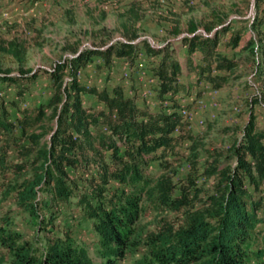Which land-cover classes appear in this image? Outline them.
<instances>
[{
    "label": "trees",
    "instance_id": "obj_1",
    "mask_svg": "<svg viewBox=\"0 0 264 264\" xmlns=\"http://www.w3.org/2000/svg\"><path fill=\"white\" fill-rule=\"evenodd\" d=\"M260 25L257 19L252 30ZM202 28L204 34L197 33V25L191 22L188 36L182 39L197 60L193 82L181 80L182 67L170 46L133 43L136 37L132 36L126 42L77 52L55 63L46 72L52 90L49 99L33 109H18L14 120L0 108V184L4 186L6 176L12 177L5 193L37 227L32 243L16 231L8 214L2 215L0 264H97L88 250L68 235L50 234L56 221L54 205L71 203L78 212L77 222L89 223L96 235L94 251L100 264H122L138 249H142L141 256L130 264H264L260 262L264 237L263 247L250 248L259 233L256 227L264 223V217L258 215L264 202L250 191H264V128L257 126L254 112L259 106L264 113V40L252 39L241 46L245 28H231L215 11ZM178 34L176 29L172 33ZM223 39L225 51H231L232 56L218 49ZM239 50L253 58L252 73L260 86L248 104L249 117L238 130L240 137L226 151L208 153L214 165L210 163L205 176L213 177V189L202 207L195 208L189 203L187 188H178L166 174H150L148 168L158 162L166 169L168 155L177 154L185 142L196 157L201 141L179 113L181 107L189 110L193 106L181 103L192 98L194 88L201 96L203 84L218 92L237 79ZM22 51L9 44L6 52L22 65ZM139 54L159 58L151 67L159 111L138 105L136 97L125 95L120 86L108 92L79 81L80 71L94 58L102 59L104 65H110L113 58L124 59L133 67ZM36 78V73L22 66L19 76L0 70V86ZM85 96H92L96 106L86 105ZM220 158L227 162L215 165ZM70 171L75 174L71 176ZM176 190L179 197L174 196ZM143 203L172 211L185 207L184 220L178 226L164 223L158 231L136 241L135 226ZM43 232L47 234L40 237Z\"/></svg>",
    "mask_w": 264,
    "mask_h": 264
},
{
    "label": "rangeland",
    "instance_id": "obj_2",
    "mask_svg": "<svg viewBox=\"0 0 264 264\" xmlns=\"http://www.w3.org/2000/svg\"><path fill=\"white\" fill-rule=\"evenodd\" d=\"M211 11L218 12L231 28H245L241 46L252 39L256 42L259 38L264 40V0H0V70L8 71L10 76H19V67L22 66L23 70L37 74L36 80L32 82L20 79L15 86H0V108L4 107L9 118L14 120L19 116L18 109H33L49 99L52 90L46 72L51 70L55 63L73 57L77 52L102 50L106 45L126 42L132 39V36L136 37L133 43L144 41L154 48L170 46L174 56L183 66L185 77L183 82H193L194 64L197 60L194 55L190 56L182 39L188 36L187 30L191 22L197 25V33L204 34L202 24L209 19ZM257 19L261 20V27L252 30ZM175 29L179 32L177 36L172 35ZM221 42L219 50L232 56L231 51H225L224 39ZM9 44H16L22 48L24 57L22 65L6 52ZM238 57L241 58L240 66L236 70L239 77L231 84L216 94H210L209 87L203 84L200 86L201 96L197 95L198 89L194 88L192 98L181 103L182 106L192 107L195 100H202L205 105L204 109L196 112V119L189 127V131L201 141L196 157L191 156L187 149L189 143L185 142L177 154L168 155L166 160L169 165L166 169L161 168L158 162L150 164L148 168L150 174H166L178 188L180 186L187 188L189 203L194 204L195 208L202 207V202L213 189V177L205 176L206 170L214 160L208 153L224 152L235 138L240 137L238 130L244 124H236L235 121L247 122L248 104L258 93L260 86L253 77V58L243 50L238 51ZM155 60L141 55L135 62L138 66L128 69V77L125 78L123 61L118 63L116 58H113L110 65H104L102 59L94 58L88 63L87 69L83 68L80 71L78 78L86 86L98 90L105 89L108 92L121 85L127 93L132 91L134 96L141 100L135 92L140 96L142 88L135 90L132 84L135 80H138V83L143 81L146 84L143 89L148 87L153 90L149 83L152 79L149 72L153 64H156ZM137 70L145 72L144 79H139ZM83 102L96 106L92 96L83 97ZM240 106L242 111L238 112ZM254 112L257 126L264 128L263 111L256 106ZM198 120L204 123L200 125ZM224 128H228V131H223ZM234 128L236 133L230 131ZM226 162L225 158H220L215 165ZM229 163L233 164V161H228ZM74 174L70 171L71 176ZM21 177L23 176L19 178ZM11 180L12 177L8 175L3 181L4 186L0 184V217L8 214L14 222L16 231L34 243L37 236L35 222L16 207L12 196L5 193V186ZM250 191L254 196L261 197L264 202V191L259 193ZM174 196L179 197L178 190ZM143 208L133 237L139 242L147 234L158 231L164 223L172 226L181 225L186 209L182 207L179 211H172L162 206L144 203ZM52 211L56 221L50 234L68 235L75 243L86 248L94 261L100 264L94 251L96 235L89 223L77 222L75 217L78 212L74 209L73 203L56 204ZM258 215L264 217V210L260 209ZM256 231L259 233L253 238L251 251L263 247L264 223L258 225ZM46 234L43 232L39 236L43 237ZM141 253L142 249H138L135 256L128 255L122 264H130L132 259L140 257ZM251 258L253 259V256ZM260 262H264V258L260 259ZM252 264L256 262L253 261Z\"/></svg>",
    "mask_w": 264,
    "mask_h": 264
},
{
    "label": "built area",
    "instance_id": "obj_3",
    "mask_svg": "<svg viewBox=\"0 0 264 264\" xmlns=\"http://www.w3.org/2000/svg\"><path fill=\"white\" fill-rule=\"evenodd\" d=\"M141 55L142 54H139L138 55V57H137V60L141 57ZM136 60V61H137ZM126 68H125V72H124V74H123V76L126 78V77H128V69H130L131 70V68H134V66L136 67V65L138 66V63H136L133 67H131L130 65H129V63L128 62H126ZM138 75H140L139 76V79L140 80H142V79H144L143 78V76H145L146 74H145V72L144 71H139V70H137V72H136ZM149 83L151 84V86H152V88H154L153 86H155L156 87V85H157V81H156V79L155 78H153L152 77V79L149 81ZM146 86V85H145ZM145 86H144V88H145ZM141 92V94H140V96H139V94L138 93H135L136 95H137V97H139L141 100H139V99H137V100H139V101H142L144 104H146V105H149V104H152L149 100H152V97H153V94H154V91L152 90V89H149L148 87H147V89H143L142 88V90L140 91ZM217 92H215V91H211L210 92V94H216ZM149 98H151V99H149ZM205 108V105H204V103H203V101L202 100H196L195 101V103H194V106L191 108V109H186L185 107H181V109L179 110V113L183 116V118L189 123V125L191 126V124L194 122V120L196 119V112L198 111V110H202V109H204ZM239 111V110H238ZM198 123L200 124V125H202L204 122L202 121V120H198ZM189 126V127H190ZM177 133V132H176Z\"/></svg>",
    "mask_w": 264,
    "mask_h": 264
},
{
    "label": "crops",
    "instance_id": "obj_4",
    "mask_svg": "<svg viewBox=\"0 0 264 264\" xmlns=\"http://www.w3.org/2000/svg\"><path fill=\"white\" fill-rule=\"evenodd\" d=\"M219 49V48H218ZM155 63H157V61H158V59L159 58H157V57H155ZM116 60L118 61V63H121L122 61L124 62V67H123V69H125L126 68V60H124V59H117L116 58ZM179 61V60H178ZM180 63V62H179ZM180 65H181V67H182V81H184L185 80V77H184V73H183V71H184V69H183V66H182V64L180 63ZM86 69L88 68V66H86L85 67ZM111 69H113L112 67H111ZM150 73V75L152 76V72L150 71L149 72ZM113 74V73H112ZM153 77V76H152ZM138 80H135L134 81V84H132V87H133V89H135V90H137V89H140V87L141 88H143L146 84H144L143 83V81L142 82H137ZM121 86V85H120ZM123 86H121V88H122ZM154 88H155V86H153ZM123 91H124V93H125V95H127V96H129V97H133L134 96V92H132V91H129L128 93L123 89ZM135 93H137V92H135ZM152 104H151V106H149L148 107V105H144V103H142L141 101H139V100H137V98H136V103L138 104V105H140V106H142V107H144V108H146L147 110H149V111H151V112H153V111H159L161 108H160V106H158V104L156 103V101H155V92H154V94H153V97H152ZM256 114V113H255ZM235 123L236 124H245L246 123V121L245 122H243L242 123V121H240L239 120V122L236 120L235 121Z\"/></svg>",
    "mask_w": 264,
    "mask_h": 264
}]
</instances>
